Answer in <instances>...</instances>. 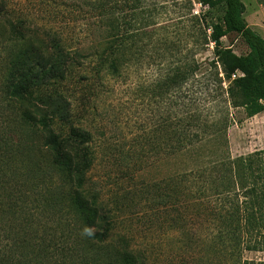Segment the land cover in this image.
<instances>
[{
  "label": "trees",
  "instance_id": "1",
  "mask_svg": "<svg viewBox=\"0 0 264 264\" xmlns=\"http://www.w3.org/2000/svg\"><path fill=\"white\" fill-rule=\"evenodd\" d=\"M148 1L81 0L88 19L77 48L70 44V34L53 28L48 50L24 43L17 53L10 72L16 75L13 90L20 99L18 133L13 160L0 164V264H149L146 251L137 249L133 237L124 232L121 224L126 220L121 222L120 215L143 202L166 213L177 207L178 211L188 207L190 212L192 203L204 210L212 183L215 193L232 199L231 208L217 215L218 241L211 247L221 263L249 264L242 259L243 251L264 250L259 241L264 238V151L232 159L227 114L206 123L197 113L182 114L178 125L170 122L157 139L156 153L188 157L187 163L159 180L122 191L113 199L114 209L89 185L97 159L93 134L74 124L72 102L64 87L78 76L85 80L124 77L138 53L142 40L138 34L145 29L141 9ZM200 1L211 8L223 4L221 21L207 24L200 16L193 17L197 35L190 62L171 64L155 81L152 93L177 94L183 102L185 84L192 79L197 83L207 71L221 86L223 78L214 65L218 62L229 83L225 90L221 86L226 102L244 108L248 117L264 113V39L245 20V4ZM231 33L243 39L249 49L246 55L221 49V39ZM210 43L216 49L211 69L197 60ZM29 98L31 109L26 105ZM203 124L212 129L210 135ZM194 125L218 146L212 165L203 154V139L191 135ZM140 164L133 163L132 180L142 171ZM188 217L180 212L173 223L175 228L184 223L181 229L189 237Z\"/></svg>",
  "mask_w": 264,
  "mask_h": 264
},
{
  "label": "rangeland",
  "instance_id": "2",
  "mask_svg": "<svg viewBox=\"0 0 264 264\" xmlns=\"http://www.w3.org/2000/svg\"><path fill=\"white\" fill-rule=\"evenodd\" d=\"M242 2L249 6V0ZM141 11L145 29L138 34L142 40L137 45V56L123 78L85 80L78 76L64 87L72 102L74 124L93 134L92 146L97 159L89 175V185L99 191L110 209H114L113 199L122 191L159 180L187 163L188 157L166 158L156 153L162 130L170 122L178 125L182 114L189 117L197 113L205 123L227 114L232 159L264 151V113L248 117L244 108H233L226 102L222 92L229 83L220 63L214 65L219 77L223 78V89L207 71L197 83L192 79L185 84L183 102L177 94L155 96L152 93L155 81L171 64L190 62L197 35L193 17L200 16L207 24L218 23L224 15V5L211 8L200 0H149ZM87 13L81 0H0V164L13 158L18 133L20 99L13 90L16 75L10 72L17 53L24 43L48 50L52 39L50 29L53 28L70 34V44L77 48L83 37ZM126 16L132 18L133 13L127 11ZM221 49L230 50L236 56H244L249 51L236 33L221 39ZM215 52L214 43H210L197 55V60L203 67L211 69L216 61ZM237 75L243 76L241 72ZM31 103L29 98L28 109H31ZM203 125L210 135L212 129ZM191 129L194 138L200 135L197 141L203 139V154L212 165L218 146L209 142L211 138L201 136L202 128L194 125ZM135 161L141 162L142 171L132 180L130 169ZM211 186L204 210L197 209L192 203L190 212L188 207L179 211L180 207H177L166 213L153 203L143 202L136 209L120 215L121 222L126 220L121 224L124 232L133 237L137 249L146 251L149 264H222L211 247L218 241L217 215L221 209L231 208L232 199L227 194L215 193L216 184ZM243 200V197L239 198L240 206H243ZM180 212L189 216V237L181 229L184 223L174 227L173 219ZM260 240L264 247V238ZM242 259L249 264H264V250H245Z\"/></svg>",
  "mask_w": 264,
  "mask_h": 264
},
{
  "label": "crops",
  "instance_id": "3",
  "mask_svg": "<svg viewBox=\"0 0 264 264\" xmlns=\"http://www.w3.org/2000/svg\"><path fill=\"white\" fill-rule=\"evenodd\" d=\"M249 6H246L244 14L248 25L258 32L264 39V1L249 0Z\"/></svg>",
  "mask_w": 264,
  "mask_h": 264
},
{
  "label": "built area",
  "instance_id": "4",
  "mask_svg": "<svg viewBox=\"0 0 264 264\" xmlns=\"http://www.w3.org/2000/svg\"><path fill=\"white\" fill-rule=\"evenodd\" d=\"M195 13L197 14V12L195 11Z\"/></svg>",
  "mask_w": 264,
  "mask_h": 264
}]
</instances>
